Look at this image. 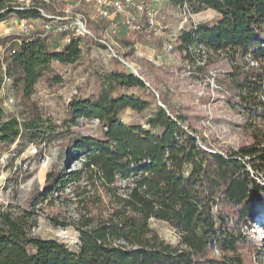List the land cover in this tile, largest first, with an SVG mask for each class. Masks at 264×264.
Instances as JSON below:
<instances>
[{
    "label": "trees",
    "instance_id": "1",
    "mask_svg": "<svg viewBox=\"0 0 264 264\" xmlns=\"http://www.w3.org/2000/svg\"><path fill=\"white\" fill-rule=\"evenodd\" d=\"M169 2L219 14L213 22L181 30L177 49L205 77L213 55L226 58L230 69L215 81L231 108L245 117L253 142L218 148L196 127L197 115L176 110L168 94L145 78L126 69L100 74L97 91L72 98L68 121L98 119L103 137L70 138L43 189L24 204L0 203V264H261L264 247L249 231L264 202V0ZM14 12L43 17L37 8L0 0V22ZM51 37L42 30L14 47L8 43L1 81L5 75L12 79L28 111L23 121L16 116L0 121V148L65 133L44 118L32 96L41 81L49 87L63 83L53 64L80 61L83 37L61 50L51 46ZM151 88L160 104L144 123L122 121L126 109H151L153 102L144 96L156 97ZM130 89L142 93L122 92ZM71 159L78 162L73 169L67 168ZM44 205L59 208L49 215L54 225L79 233L77 250L34 233ZM153 219L166 222L178 242L166 241L151 227Z\"/></svg>",
    "mask_w": 264,
    "mask_h": 264
},
{
    "label": "rangeland",
    "instance_id": "2",
    "mask_svg": "<svg viewBox=\"0 0 264 264\" xmlns=\"http://www.w3.org/2000/svg\"><path fill=\"white\" fill-rule=\"evenodd\" d=\"M150 5L159 9V23L150 31L141 32L119 24L120 30H107L110 20L99 17L89 4H75V0H12L16 7L42 6L50 14H64L63 8L72 6L74 13H83L88 19L89 29L98 37L110 44L117 42L116 51L130 63V67L117 59L113 51L105 43L98 42L90 36H84L82 46L83 57L71 65L55 62L53 66L63 77V83L49 87L44 81L37 85V91L32 96L40 107L42 114L51 124H56L63 135L48 139L29 141L18 140L10 148H0V203L14 201L25 203L29 195L45 186L47 173L60 162L65 142L70 138L81 135L102 138L104 126L96 119L78 117L69 123L68 105L72 98L86 97L99 88L98 76L113 69H126L139 74L147 80V84L155 89L166 92L170 104L176 110L187 111L199 117L196 127L203 132L210 142L220 147H234L236 149L253 142L251 132L245 126V117L235 111L228 104L226 95L217 85L215 78L230 69L229 62L222 55H213L207 69L209 75H198L196 69L184 60L177 49V38L181 26L189 29L193 23L213 22L219 14L213 9L194 11V6L187 3L185 7L174 6L169 0H146ZM191 14L190 22L182 24L184 14ZM44 21L40 18H20L17 13H11L0 22V121L16 116L20 121L26 117L28 107L22 103L21 96L15 89L12 80L1 81L5 73V57L11 46L19 40L31 37L32 34L45 30ZM51 46L62 49V32L51 35ZM8 43L11 46H8ZM59 43L58 45H56ZM171 46V47H170ZM208 60V59H207ZM119 62V61H118ZM153 98L145 92L146 99L151 100V109L137 113L126 109L120 115L126 123H144L145 118L159 103L158 92ZM123 93L141 94L138 89L123 90ZM12 99V101H11ZM20 144V145H19ZM78 162L71 159L67 168L73 169ZM59 212L57 206H46L39 214V223L34 233L43 238L57 239L65 243L72 250H77L79 233L74 227H58L52 223L49 215ZM255 220L251 222L250 236L255 243L264 247V202L258 208ZM259 218V219H258ZM151 227L168 242L176 244L178 234L163 221L153 219ZM259 263L264 264V251L260 255Z\"/></svg>",
    "mask_w": 264,
    "mask_h": 264
},
{
    "label": "built area",
    "instance_id": "3",
    "mask_svg": "<svg viewBox=\"0 0 264 264\" xmlns=\"http://www.w3.org/2000/svg\"><path fill=\"white\" fill-rule=\"evenodd\" d=\"M25 1V0H21ZM45 2H50L51 0H44ZM89 4L95 13L104 19L110 20V24L107 30H113V32L120 30V25L134 29L135 31L148 32L156 26H160L158 15L159 9L156 5H150L146 0H75V4ZM187 3L183 7L186 6ZM27 8H37L42 13V19L44 21L45 31L52 35L57 32L65 33L63 36L64 43L61 42L64 47L69 43L74 37H84L90 36L96 39L98 42L105 43L113 51L114 56L119 59L122 63L131 66L127 62L121 53L116 51L117 42L110 44L102 38H98L88 27V19L83 13H74L72 11V6H65L63 8L64 14H50L45 12L44 8L41 6H29L24 3L21 9ZM191 14L185 13L182 20V24L190 22ZM25 18H23L24 20ZM196 25V23H193ZM181 30L185 27L181 26ZM18 41L21 43L22 40ZM57 43L56 45H58ZM10 46V44H8ZM171 47V46H170ZM135 73L143 78L137 69L133 68ZM5 80H12L10 77L5 75ZM12 101V99H11ZM98 122L99 120L96 119Z\"/></svg>",
    "mask_w": 264,
    "mask_h": 264
}]
</instances>
